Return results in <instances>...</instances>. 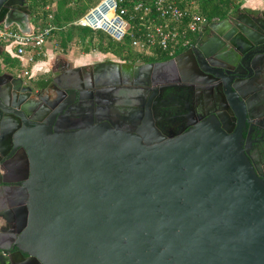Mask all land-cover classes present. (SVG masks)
Returning a JSON list of instances; mask_svg holds the SVG:
<instances>
[{
	"label": "water",
	"instance_id": "obj_1",
	"mask_svg": "<svg viewBox=\"0 0 264 264\" xmlns=\"http://www.w3.org/2000/svg\"><path fill=\"white\" fill-rule=\"evenodd\" d=\"M8 2L0 0V26L29 34L31 12L26 6L8 11ZM243 16L239 9L205 23L192 49L162 64L138 66L133 75L158 83L156 76L172 71L185 55L195 69L199 57L230 63L229 55H217L223 44L245 53L244 44H261L252 29L264 36L261 18L249 23ZM205 31L208 36L200 38ZM259 63L264 70V55ZM225 64L210 66L228 70ZM257 80L248 82L249 90ZM257 89L243 94L223 84L215 93L222 97L220 110L168 139L153 127L134 134L107 124L66 131L47 122L16 132L11 140L27 160L22 178L3 181L21 184L7 194L8 212L16 217H1L12 235L0 245V264H264V181L242 146L245 110L240 104L239 114L230 97L252 93L258 107ZM26 90L0 67V110L24 125ZM11 95L19 98L16 111L4 109ZM227 114L237 119L234 130L225 125Z\"/></svg>",
	"mask_w": 264,
	"mask_h": 264
},
{
	"label": "flooded vegetation",
	"instance_id": "obj_2",
	"mask_svg": "<svg viewBox=\"0 0 264 264\" xmlns=\"http://www.w3.org/2000/svg\"><path fill=\"white\" fill-rule=\"evenodd\" d=\"M8 1L4 6L8 11L15 12L25 6L29 10V0ZM241 12L245 15L243 19L249 23H255L257 18L264 21V11L242 9ZM252 33L255 42L261 44L252 47L244 44V50L248 49L245 53L231 49L227 43L219 49L217 55H229L232 59L230 63L225 64L214 56L207 62L199 57L198 61L194 60L197 66L195 69L192 59L185 55L172 71L156 76L154 81L159 80L158 83L153 82L150 75L135 77V68L168 62L192 49L196 42L169 60L132 62L108 53L109 57L83 65H73L65 59H58L49 70L35 78L23 77L20 73L16 75L30 88L22 96L24 100L21 104L29 116L26 118L28 123L24 125L22 119H17L11 111L0 110V245L6 244L4 242H8L12 235L8 233L9 228L5 227L2 218L16 217L14 212H8L11 200L7 198V194L15 192L10 188L21 184L18 181L4 184L3 181L22 178V169L27 160L25 152L15 147L11 139L16 132H29L42 123L53 122L56 130L66 131L83 130L88 125L107 124L134 134L153 127L160 136L168 139L170 135L176 137L193 128L200 118L208 116V111L220 110L223 105L222 97L215 93L220 87L223 90V84L230 88L235 85L244 94L249 90L248 82L257 76L258 80L252 87L258 88L253 91L257 96L258 107L253 106L252 93L244 98L234 93L229 94L236 111L239 114L243 112L240 104L245 110L244 126L241 127L242 146L256 173L264 181V70H261L259 63V58L264 55V36L254 29ZM208 34L205 31L200 38L204 39ZM253 62L256 69L252 66ZM219 63L225 64L228 70L210 66ZM201 69L213 72L216 76L210 77L198 72ZM6 70L4 67L2 72L7 73ZM61 87L65 89L61 90ZM249 98L247 104L246 100ZM8 101L13 106L19 98L11 95ZM10 106H4V109H19L16 106L12 109ZM249 109L252 115L250 119ZM227 118L225 125L234 130L237 119L230 115ZM13 230H16L15 226Z\"/></svg>",
	"mask_w": 264,
	"mask_h": 264
},
{
	"label": "built area",
	"instance_id": "obj_3",
	"mask_svg": "<svg viewBox=\"0 0 264 264\" xmlns=\"http://www.w3.org/2000/svg\"><path fill=\"white\" fill-rule=\"evenodd\" d=\"M205 23H209L206 18L179 8L176 0H98L74 24L115 43L128 41L134 52L149 57L155 50L171 55L178 47H191ZM30 28L29 34H23L0 27V44L27 67L35 63L33 54H39L54 29ZM29 69L23 70V77L31 76Z\"/></svg>",
	"mask_w": 264,
	"mask_h": 264
},
{
	"label": "trees",
	"instance_id": "obj_4",
	"mask_svg": "<svg viewBox=\"0 0 264 264\" xmlns=\"http://www.w3.org/2000/svg\"><path fill=\"white\" fill-rule=\"evenodd\" d=\"M245 1L246 0H176V3L179 8L197 13L206 18V20L210 23L216 19L224 20L228 17L234 16L239 9L248 11L246 8H240ZM96 2L87 0V2L82 4L84 7L82 15L85 14V12ZM53 3H57L55 4L57 9L55 11L56 14L54 16L53 24H55L60 29L67 27L65 31H59L57 33L61 37V46L63 48H65L69 42L76 38L77 42L80 44H85V52L89 51L90 49H95L100 53H109L120 58L129 59L132 62L151 61L155 59L169 60L188 48L178 47L171 55H169L167 52L155 50L153 54L148 57L146 55H141L134 52L128 41H125L124 43H115L100 32L91 31V33L84 34L82 27L72 24L74 21H76L74 19L77 15L74 14L75 12L73 10L66 8L68 0H29V10L31 11V15L38 6H42L43 8L48 5H53ZM47 15L48 13L44 11V19H46ZM42 27L44 28L48 26L44 24ZM54 30H52L50 34H54ZM192 40L194 42L195 37H192ZM130 50H132V52H130Z\"/></svg>",
	"mask_w": 264,
	"mask_h": 264
},
{
	"label": "rangeland",
	"instance_id": "obj_5",
	"mask_svg": "<svg viewBox=\"0 0 264 264\" xmlns=\"http://www.w3.org/2000/svg\"><path fill=\"white\" fill-rule=\"evenodd\" d=\"M57 1V0H54ZM96 2L97 0H92ZM264 1V0H263ZM87 2V0H68V4L66 5V8L73 10L75 15L74 20H77L80 18L84 11V7L82 4ZM53 3V5H48L46 7L38 6L35 11H33L32 15L29 18V25L31 26H43L46 24V26H51L54 29V34H48L46 39V44L44 47L41 48V51H39V54H33L34 55V62L37 61L46 63L45 65L41 67L39 72H34V78L39 76L41 73L49 70L51 68V65H54L55 62L61 58L65 59L66 61L71 62L73 65H83L88 63H93L102 60L104 57H109L108 53H100L98 50L90 49L89 51L85 52V44H80L77 42V39L74 38L71 42L67 44L65 48L61 46V37L57 34L59 31H65L67 27L60 29L55 24H53L54 16L56 14V6ZM244 4V3H243ZM243 4L240 8H243ZM48 13L46 19L43 17L44 11ZM254 11H260V9L257 7ZM76 21H74L72 24L75 25ZM1 27V26H0ZM47 28V27H44ZM11 29H15L14 27H11ZM83 33H91V31L87 28H83ZM102 34V33H101ZM104 35V34H103ZM1 47H4L5 45L0 44ZM2 49V48H0ZM134 53V52H133ZM12 54H9L7 51H4V53L1 54V58H3L4 61H6L7 66L9 67V72L13 75H19V73H22L24 69H29L32 71V68L34 67L35 63L29 65L27 67L26 65L19 63L16 58H13L11 56ZM60 55V56H59ZM26 56H28L26 54ZM49 57H53L52 64L47 63L49 60ZM32 74V73H31Z\"/></svg>",
	"mask_w": 264,
	"mask_h": 264
},
{
	"label": "crops",
	"instance_id": "obj_6",
	"mask_svg": "<svg viewBox=\"0 0 264 264\" xmlns=\"http://www.w3.org/2000/svg\"><path fill=\"white\" fill-rule=\"evenodd\" d=\"M257 7L260 9V11H264V1L263 0H246L243 4V8H246L249 10H256ZM0 48H2V51H6L5 48H3L1 46H0ZM59 59H61V58H59ZM52 60H53V57H49V60L47 61V63L50 62L49 64H52ZM43 64L45 65L46 63H42V62L37 61L34 65V67L32 68V71H30L32 73L31 76L27 77V78H32L34 76V72L35 73L39 72V70L41 69ZM0 67L2 68V71L5 67L7 69L6 71L9 72V67L6 64V61H4L3 58H1V56H0ZM51 67H52V65H51ZM20 74L22 75V73H20Z\"/></svg>",
	"mask_w": 264,
	"mask_h": 264
}]
</instances>
